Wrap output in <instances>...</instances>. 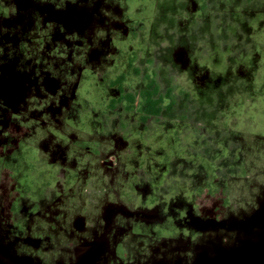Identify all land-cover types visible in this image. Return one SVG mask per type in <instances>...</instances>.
<instances>
[{
	"label": "rangeland",
	"instance_id": "374dc122",
	"mask_svg": "<svg viewBox=\"0 0 264 264\" xmlns=\"http://www.w3.org/2000/svg\"><path fill=\"white\" fill-rule=\"evenodd\" d=\"M149 75L174 89L171 112L143 122L110 108L113 82L138 94ZM0 138V179L24 164L0 180V207L27 189L24 217L35 213L14 235L0 210V264L252 251L264 241V0H0ZM211 192H227L222 212Z\"/></svg>",
	"mask_w": 264,
	"mask_h": 264
},
{
	"label": "trees",
	"instance_id": "16d2710c",
	"mask_svg": "<svg viewBox=\"0 0 264 264\" xmlns=\"http://www.w3.org/2000/svg\"><path fill=\"white\" fill-rule=\"evenodd\" d=\"M148 77L150 79L149 82L138 94L126 91L124 85H122L123 77L113 82V86H118L119 95L118 97L110 100V108L116 109L119 104H122L127 112H132L137 108L142 115L141 119L143 122H148L152 118H159L165 112H171L176 104L174 89L169 88L164 93L162 92L161 86L157 80L150 75ZM213 186L215 187V184ZM213 189V191H216L215 188ZM226 193L225 195L223 194V196L222 193L215 194L211 192V195L216 197V201L218 198V206L216 207L221 212L226 207L227 203H229ZM257 246L258 247L254 248L252 251L250 249L245 251L243 246H240L230 252L224 251L219 256L220 261L214 263L264 264V241H258Z\"/></svg>",
	"mask_w": 264,
	"mask_h": 264
},
{
	"label": "flooded vegetation",
	"instance_id": "af4514ba",
	"mask_svg": "<svg viewBox=\"0 0 264 264\" xmlns=\"http://www.w3.org/2000/svg\"><path fill=\"white\" fill-rule=\"evenodd\" d=\"M5 144L6 143H4L0 138V147H2ZM33 151L35 152V149ZM25 154L26 153H23V157ZM27 163H28L27 167H29V169L31 170H39V167L43 166L42 164H37L36 162H27ZM6 165L8 166L9 169H7L1 175V179H0L1 181H4L5 180L4 178L7 177V175H12L15 174V172L23 171V167H22V165H24L23 163H16V164L8 163ZM26 191L27 189L26 190L21 189L17 191V194L12 193L7 196H3L4 199L2 200V205L0 207V210L2 212H5L6 221L7 223H9L8 225H6V227L8 229L10 228L13 231L12 234L14 235L23 234L25 232V229L27 228V222L28 220H30L29 218L30 215L35 214L31 210L32 212L29 213V216L28 214H26L28 218L24 217L25 206L23 205V202L24 200L29 199L28 198L29 195L25 194ZM3 257L4 256L0 257V262H7V259H4Z\"/></svg>",
	"mask_w": 264,
	"mask_h": 264
}]
</instances>
